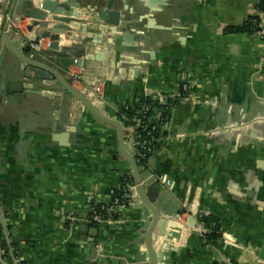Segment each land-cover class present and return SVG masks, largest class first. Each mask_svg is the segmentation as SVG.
Instances as JSON below:
<instances>
[{
  "label": "crops",
  "instance_id": "1",
  "mask_svg": "<svg viewBox=\"0 0 264 264\" xmlns=\"http://www.w3.org/2000/svg\"><path fill=\"white\" fill-rule=\"evenodd\" d=\"M33 1L38 8L43 0ZM76 1L72 16L59 10L46 22L70 30L61 48L94 59L81 68L54 66L67 78L81 76L77 90L99 89L86 94L120 124L131 156L132 128L118 110L148 98L169 104L154 111L165 116L163 134L140 166L141 185L167 221L152 243L156 264H264V40L227 30L257 16L260 0H167L153 15L164 30L138 22L148 12L139 0H115L129 19L121 27L140 31L123 53L91 43L101 24L92 8L105 0ZM31 24L16 17L5 30L32 41L38 30L29 33ZM48 44L43 40L41 50ZM22 75L7 53L0 69V229L11 250L21 264H149L151 213L137 196L114 223L94 225L92 243L80 242L79 218L87 221L93 205H108L109 192L132 181L114 128L47 82H30L36 91L45 85L43 93L17 98L12 86ZM184 83L190 92L174 106ZM204 216L219 222L216 246L204 244Z\"/></svg>",
  "mask_w": 264,
  "mask_h": 264
},
{
  "label": "water",
  "instance_id": "2",
  "mask_svg": "<svg viewBox=\"0 0 264 264\" xmlns=\"http://www.w3.org/2000/svg\"><path fill=\"white\" fill-rule=\"evenodd\" d=\"M125 2L126 0H122ZM148 10L147 13L141 14L138 22H144L145 28L148 30H164L163 27L156 24L154 14L161 12V8L165 6L167 0H139ZM33 0H7V4H0V69L2 62L7 53L11 54L20 64L22 70V81L19 84H13L12 93L19 98L23 93H43L45 85L40 86L36 91L30 82L40 81L47 82L51 86L59 88L64 94L72 98L82 108L88 111L99 122L112 126L116 131L118 147L120 153L129 162L132 171V186L135 195L140 202L151 213V222L145 234L146 247L149 254V264H156V256L152 249V243L156 234L163 236L167 226V221L162 219L153 206L152 201L146 195L140 180V166L143 162H139L136 157L131 156L125 149V137L120 124L107 118L96 108L95 104L86 94L87 92L94 93V89H86V91L77 90L71 78L65 77L54 66L57 64L63 69H68L75 62L77 67H83L84 61L93 60L94 57L90 54L82 58H76L78 49L61 48L60 41L62 37L70 36V30L54 26L49 28L46 22L48 18L59 10H63L66 16H72V13L80 8V4L76 0H43L38 8L34 6ZM97 14L98 24L95 28L96 32L91 36V43L95 46L104 45L105 48L111 49L115 53H123L126 48L135 47V36L140 34L138 30H131L128 25L122 26L121 22H128L129 19L125 14L115 9V0H105V2L97 1L92 8ZM118 11V12H117ZM131 12V10H127ZM19 21L30 20L32 24L27 28L29 33L34 29L38 32L35 38L30 41L22 35H14L12 31H6L5 25L12 24L15 18ZM9 25V26H10ZM14 35V36H13ZM107 35L106 38H103ZM89 37H83V40ZM104 39V42H103ZM43 40H48L47 50L28 51L30 43L38 44ZM90 90V91H89ZM146 160H144L145 162ZM145 167V165H143ZM185 212H182L184 214ZM79 237L82 244L92 243L98 236V229L92 222L84 220L80 217ZM193 225L192 220H190ZM158 230V231H157ZM157 231V233H156ZM259 260L264 263V245L258 256Z\"/></svg>",
  "mask_w": 264,
  "mask_h": 264
},
{
  "label": "trees",
  "instance_id": "3",
  "mask_svg": "<svg viewBox=\"0 0 264 264\" xmlns=\"http://www.w3.org/2000/svg\"><path fill=\"white\" fill-rule=\"evenodd\" d=\"M257 11L259 12L264 11V0H260L257 6ZM259 21H260L259 17H249L240 26L230 27L227 30H228V33H232V34L245 33V34L252 35L259 30L258 28H255L254 26L255 22L257 24L259 23ZM189 92L190 90L188 91V93H184L180 100L184 99L189 94ZM180 100H175L169 103H172L174 106H176L180 102ZM168 105L169 104H167L166 107H162L158 105L157 101L151 98H148L142 101L137 106L127 105L123 108H120L118 110V117L123 118L128 122L129 126L134 129L136 138H140L141 140H149V136L147 135V133L148 131L151 130V126L154 124V122L150 120L151 116L154 113V110H157L159 108H167L169 107ZM161 119H162V122L164 123L165 116L162 115ZM137 120L142 122V126L139 128H137L138 126H136ZM153 136L158 138L159 132L157 131L154 132ZM136 159H139V157H136ZM131 184H132L131 180L123 179L120 183L119 188L113 191L114 196L112 197L114 198L115 196L120 194L121 193L120 190H122V188L125 189L126 187L131 186ZM125 202H127V200ZM111 203H112V199L110 198V203L108 205L95 204L93 205V209L95 210L97 214H100L102 217L107 218L108 217L107 209L109 208ZM118 216H119L118 214H112L111 218L112 220H116ZM199 221L204 229V235H203L204 244L210 245V246H216L218 242H220V240L222 239L221 229H220L218 220L212 216H204ZM94 225H97V224H94ZM0 247L5 252L6 258H8L9 250L13 246H11L10 244L6 242L2 229H0Z\"/></svg>",
  "mask_w": 264,
  "mask_h": 264
},
{
  "label": "built area",
  "instance_id": "4",
  "mask_svg": "<svg viewBox=\"0 0 264 264\" xmlns=\"http://www.w3.org/2000/svg\"><path fill=\"white\" fill-rule=\"evenodd\" d=\"M258 15L257 16H252V17H259L260 21L259 23L254 24L255 28H258L259 30L257 32H255L254 34L259 35V37L264 40V30L262 29V22L264 19V11L263 12H259L257 11ZM42 46V41L38 44L35 43H30L28 45L29 49H31L32 51H39L41 50ZM73 64H75V62H73ZM72 79V83L74 84H81V76L79 74H74L71 76ZM85 89V88H84ZM190 90L189 85L184 83L181 85L180 90L178 92V94L176 95V97L173 99V101L175 100H180L182 98V95L184 93H188V91ZM99 93V89L95 88L94 89V95ZM99 95V94H98ZM183 100V99H182ZM172 101V102H173ZM181 101V100H180ZM155 111V110H154ZM151 121L154 122V124L151 126V130L148 131L147 135L149 136V140H141L140 138H136V134L134 129L132 128V145L136 150L137 156L139 157V159H137L139 162H142L143 160L147 159L158 147L159 142L161 140L162 134H163V126L164 123L162 122L161 117L156 116V114L153 113V115L150 118ZM136 126H138L137 128L142 126V122L137 120L136 121ZM159 132V137L156 138L153 136L154 132ZM160 182L165 185L168 186L170 185V182L165 179V178H160ZM119 188V187H118ZM116 188V189H118ZM115 190V189H114ZM111 190L109 192V196L112 199V203L109 206V208L107 209V218L102 217L100 214H97L95 212V210L93 209V206L90 208V214L89 217L87 219L88 222H92L93 224H103V223H114L115 220H112L111 215L112 214H118L119 212H122L124 210H126L131 202L132 199H134L135 192H134V188L133 186H128L125 189L122 188L121 193L118 194L117 196H115L114 198L112 196L113 195V191ZM127 200V202H125ZM4 254V258L3 260L0 261V264H21L20 261L18 260L17 256L15 255V252L13 250H9V256L8 258H6V254L5 252H3Z\"/></svg>",
  "mask_w": 264,
  "mask_h": 264
}]
</instances>
